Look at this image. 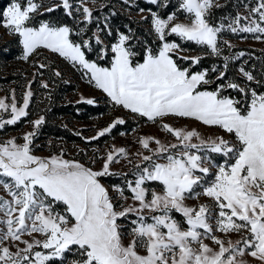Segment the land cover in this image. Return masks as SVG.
<instances>
[{
	"label": "snow or ice",
	"instance_id": "6c2138e0",
	"mask_svg": "<svg viewBox=\"0 0 264 264\" xmlns=\"http://www.w3.org/2000/svg\"><path fill=\"white\" fill-rule=\"evenodd\" d=\"M230 2L0 4L33 69L0 88V132L28 129L0 137V264H264V66L229 38L264 43V0ZM57 60L100 93L75 105L107 109L71 147L37 143L73 83Z\"/></svg>",
	"mask_w": 264,
	"mask_h": 264
},
{
	"label": "trees",
	"instance_id": "16d2710c",
	"mask_svg": "<svg viewBox=\"0 0 264 264\" xmlns=\"http://www.w3.org/2000/svg\"><path fill=\"white\" fill-rule=\"evenodd\" d=\"M7 0H0V4H6ZM228 3V7L225 9H219L216 12L217 17L225 15L229 11H233L230 0H223L221 4ZM234 14V13H233ZM120 22H127L126 18H121ZM7 49V51H5ZM245 52L250 54L248 68L251 69L255 65L256 74L259 75L260 68L264 66V50H259L255 48H242ZM19 54L16 44L11 37L0 39V87H5L6 85H11L15 81L17 89H22L19 85H23L24 80L23 75H27L26 71L22 67L18 68H8V65L12 62L18 61L16 56ZM62 64H60L61 66ZM231 74V72H230ZM29 76V75H28ZM34 89L37 85L33 86ZM77 90V83L73 81L71 85L61 84L56 90L53 101L51 104V113H46L48 123L43 126L41 130L40 142L46 141L49 138L58 139L63 137L64 141L67 143H79V138L72 134V129L69 126L71 121H84L90 117L98 115L99 111H107L104 108L103 103H100L99 109H93L90 106L75 105V102L69 101L72 95ZM44 93L42 90H37L35 102L32 105V117L39 114L41 109H44L48 102L43 99ZM67 96V99H66ZM77 108L80 109V114L77 115ZM25 123H21L15 128H9V130H16L21 128ZM67 125V128L64 125ZM5 133V132H3ZM103 144V141L101 142Z\"/></svg>",
	"mask_w": 264,
	"mask_h": 264
},
{
	"label": "rangeland",
	"instance_id": "374dc122",
	"mask_svg": "<svg viewBox=\"0 0 264 264\" xmlns=\"http://www.w3.org/2000/svg\"><path fill=\"white\" fill-rule=\"evenodd\" d=\"M223 0H220V3H222ZM7 37H10L8 35H6L4 33V30L3 29H0V39H4V38H7ZM230 39H232L233 43L237 45V47H242V48H255V49H259V50H264V43H260L254 39H252L251 37H249L247 40H242L240 38H232V37H229ZM240 50H244V49H240ZM245 51V50H244ZM58 64H62L59 60L56 61ZM18 67H22L25 71H26V74L30 76L31 72H32V67H31V64L30 63H24L22 61H15V62H12L11 64L8 65V68H18ZM61 70L64 72L65 74V77L66 78H71L72 81H75L77 83V90L76 92L72 95V98L71 100L69 101H72V102H75L76 99L78 98V95H77V92L78 90L79 91H83L87 94H92V95H96L97 97L100 96V93L97 92V91H94L92 89H89L87 88L79 79L78 77L76 76V74H74L73 70L69 67V66H66L64 64H62L61 66ZM14 84H11V85H6L5 87H0V88H10V87H13ZM22 91V89H17V95L19 96L20 95V92ZM0 95H3V92H0ZM66 99H67V96H66ZM101 102L103 103V101L101 100ZM37 115H35L33 117L36 118ZM96 117V116H94ZM107 119V117H103V118H100L99 121H94L93 119H87V120H84V121H71L69 123V126L72 130H78L82 127H89V126H92L95 122H99V123H103L104 120ZM28 130L27 129V126L26 124H24L21 128L19 129H16V130H9L7 131L6 133H3V132H0V137H3L4 135H18L19 133L23 132V131H26ZM202 131H205V132H208L210 130H207V129H201ZM145 131H152V129H148L146 128ZM92 131L89 130V131H86L84 133V135H92ZM118 144H122L124 143V141L122 139H117L116 141ZM37 143H40V141H37ZM69 147H71V143H68Z\"/></svg>",
	"mask_w": 264,
	"mask_h": 264
}]
</instances>
